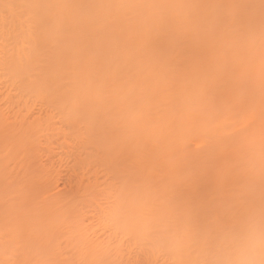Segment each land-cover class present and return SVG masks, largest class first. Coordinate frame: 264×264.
<instances>
[{
    "label": "bare ground",
    "instance_id": "bare-ground-1",
    "mask_svg": "<svg viewBox=\"0 0 264 264\" xmlns=\"http://www.w3.org/2000/svg\"><path fill=\"white\" fill-rule=\"evenodd\" d=\"M160 16L192 25L170 88L118 54ZM208 72L239 78L212 108ZM262 73L260 0H0V264L264 258ZM170 167L201 173L191 216Z\"/></svg>",
    "mask_w": 264,
    "mask_h": 264
},
{
    "label": "snow or ice",
    "instance_id": "snow-or-ice-1",
    "mask_svg": "<svg viewBox=\"0 0 264 264\" xmlns=\"http://www.w3.org/2000/svg\"><path fill=\"white\" fill-rule=\"evenodd\" d=\"M260 3L264 10V0H260ZM191 26V20L187 17L179 22H173L164 16L155 17L151 27L141 33L135 42L125 41L118 54L127 56L134 67L156 69L161 85L170 88L178 78L176 69L181 68L185 63L175 46L189 34ZM194 67L198 68V64L194 63ZM238 79L234 76L219 81L214 74L208 72L192 80L191 87L196 91L200 104L212 108L218 102L222 90H235L239 87ZM261 89L264 92V73L261 78ZM135 108L134 102L128 108L130 123L135 122L133 115ZM246 131L249 137L255 136L254 130L246 129ZM259 133L262 144L261 172L264 175V112L261 115ZM138 158L143 160L145 156L140 154ZM169 174L176 181L171 188V194L177 213L184 217L191 216L194 211V194L201 178L200 171L184 172L170 167Z\"/></svg>",
    "mask_w": 264,
    "mask_h": 264
},
{
    "label": "rangeland",
    "instance_id": "rangeland-1",
    "mask_svg": "<svg viewBox=\"0 0 264 264\" xmlns=\"http://www.w3.org/2000/svg\"><path fill=\"white\" fill-rule=\"evenodd\" d=\"M50 147L52 149V155L56 158L57 155L55 154V151H56L55 142L51 143ZM42 158L44 160H46L47 159V154L42 155ZM62 178H63V175H62ZM63 188H64V182H63V180L61 178H59V180H57V189L58 190H63Z\"/></svg>",
    "mask_w": 264,
    "mask_h": 264
},
{
    "label": "clouds",
    "instance_id": "clouds-1",
    "mask_svg": "<svg viewBox=\"0 0 264 264\" xmlns=\"http://www.w3.org/2000/svg\"><path fill=\"white\" fill-rule=\"evenodd\" d=\"M260 255L264 257V247L261 248ZM248 264H264V258L256 261H249Z\"/></svg>",
    "mask_w": 264,
    "mask_h": 264
}]
</instances>
